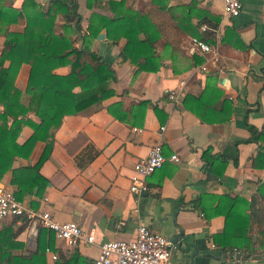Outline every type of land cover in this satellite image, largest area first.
<instances>
[{"label": "crops", "instance_id": "1", "mask_svg": "<svg viewBox=\"0 0 264 264\" xmlns=\"http://www.w3.org/2000/svg\"><path fill=\"white\" fill-rule=\"evenodd\" d=\"M33 1L43 9L50 2ZM240 1L241 10L234 18L223 15L221 0H75L78 18L66 21L56 14L53 32L65 33L76 48L86 44L109 65L114 80L109 83L111 96L61 118L52 131L48 156L38 168L44 179L42 190L36 194L34 187L20 199L32 210L47 211L56 222L76 223L92 233L93 242L68 247L50 231L52 244L43 249L65 259L76 253L91 264L103 242L131 240L136 227L143 225L173 244L172 264L226 263L229 255L221 242L227 236L224 215L231 202L234 214L248 215L246 203L264 201V157L259 155L264 153V0ZM21 3L10 0L16 9ZM156 10L159 18L153 15ZM136 12L146 23L174 27L149 33L155 39L156 62L138 72L145 58L124 59L122 35L111 41L102 27L93 38H86L92 14L101 20ZM77 19L79 30L72 24ZM24 25L21 17L7 30L20 32ZM180 32L188 48L181 43L172 49L171 41H179ZM138 37L146 36L140 32ZM191 37L215 47L216 60L192 51ZM3 41L0 35V53ZM7 64L4 60L2 67ZM29 68L22 63L14 78L23 103L28 100L24 89ZM69 72V65L53 70L57 75ZM171 91L180 93L175 100L167 96ZM26 117L39 122L32 112ZM248 127L260 132L256 140H250ZM31 133L23 125L15 143H23ZM155 142L165 160L146 178L147 191L135 196L128 190L132 165ZM45 146L37 141L27 157H14L11 168L34 165ZM171 155L177 161L170 160ZM10 178L7 170L0 182L15 193ZM254 213L261 216L257 204ZM25 220L18 229L21 220L5 217L0 228L10 225L15 240L33 252L40 227ZM251 227L257 230L255 224ZM252 244L255 253L246 254L243 264H264V256L254 258L261 252L255 236ZM44 256L47 263L54 261Z\"/></svg>", "mask_w": 264, "mask_h": 264}, {"label": "trees", "instance_id": "2", "mask_svg": "<svg viewBox=\"0 0 264 264\" xmlns=\"http://www.w3.org/2000/svg\"><path fill=\"white\" fill-rule=\"evenodd\" d=\"M49 1L47 8L43 9L33 0H22L20 8L16 9L12 7L10 0H0V35L4 37L0 53V178L10 170V182L17 187L14 196L18 200L24 194H31L34 187H37L36 194L42 190L44 179L38 173V168L48 156L53 140L52 131L59 126L61 118L75 114L113 94L109 83L114 80V72L108 64L89 51L85 40L83 47L76 48L65 33L53 32L57 13H61L66 21L78 18L75 0ZM154 12L153 15L158 18L161 16L158 10ZM21 17L25 18L22 31H8L7 26L16 23ZM97 20L100 19L92 14L86 27V38H93L103 27L111 41L118 40L121 35L125 38L121 52L124 59L134 62L138 56L145 58V63L138 65L137 72L146 69L145 64L156 62L152 54L155 39L149 33L157 29L161 31L165 24L156 21L146 23L142 14L137 12L129 17L118 13L113 18L101 19L98 24L95 22ZM72 24L79 30V19ZM168 26L165 27L168 32L174 28L172 25L168 29ZM140 32L145 34L144 39L138 37ZM186 42L181 33L179 41H171V48L179 49L181 43L188 48ZM4 60L8 61L6 67H2ZM22 63L30 67L24 89V93L28 95L26 103L20 99V90L14 87V78ZM64 65L70 66L68 74L53 73L54 68ZM75 87H78L77 92L73 91ZM27 112H32L39 122L28 119ZM7 119H10L9 125L6 123ZM23 125L29 126L32 133L23 143L17 144L15 138ZM248 129L250 140H256L260 132L253 127ZM37 141L46 142L37 162L29 167L11 168L14 157H27ZM259 155L264 157V153ZM232 203L233 201L224 215L223 233L227 236L223 238L221 245L225 255H229L233 248H240L244 250L241 258L244 261L246 254L255 253L252 248V237L255 236L261 255L264 256V201L251 200L246 203L248 215L234 214ZM255 204L258 205L261 216L254 213ZM12 218L21 220L18 229L26 222L25 218ZM251 224H255L257 230H253ZM51 244V232L40 227L35 250L26 252L22 243L15 240V231L11 226L2 227L0 264H86L76 253L66 259L59 255L53 262L47 263L43 248ZM16 250H20L19 253H15ZM261 255L254 258L261 260Z\"/></svg>", "mask_w": 264, "mask_h": 264}, {"label": "built area", "instance_id": "3", "mask_svg": "<svg viewBox=\"0 0 264 264\" xmlns=\"http://www.w3.org/2000/svg\"><path fill=\"white\" fill-rule=\"evenodd\" d=\"M222 13L227 18L236 17L241 10L240 0H221ZM205 30V26L201 27ZM189 44L192 51L203 56L209 55L216 60L217 51L215 47L204 41L191 37ZM179 92L171 91L168 98L175 100ZM160 131L163 127H160ZM177 161L175 155L169 157ZM165 157L161 153L159 142L152 144L145 157L138 158L132 165V174L129 176L130 184L128 190L135 196L147 191L146 178L158 169L164 162ZM5 217L25 218L41 228L52 232L55 239L64 242L68 247H75L80 242L92 243L93 235L83 231L76 223L71 221L56 222L45 210H32L24 202L15 198L14 193L0 182V220ZM173 244L164 236L155 233L143 225L135 230V237L131 240H107L99 246L97 256L91 264H172L170 253ZM44 253L51 260L56 255L45 247ZM243 253L238 249H231L225 264H243L241 260Z\"/></svg>", "mask_w": 264, "mask_h": 264}, {"label": "rangeland", "instance_id": "4", "mask_svg": "<svg viewBox=\"0 0 264 264\" xmlns=\"http://www.w3.org/2000/svg\"><path fill=\"white\" fill-rule=\"evenodd\" d=\"M262 253L260 252V253H258V255H261Z\"/></svg>", "mask_w": 264, "mask_h": 264}]
</instances>
